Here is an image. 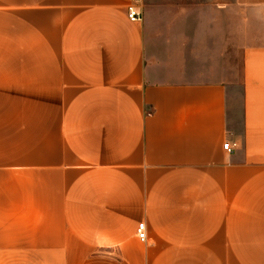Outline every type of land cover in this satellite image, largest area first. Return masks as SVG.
<instances>
[{"label": "crops", "instance_id": "obj_1", "mask_svg": "<svg viewBox=\"0 0 264 264\" xmlns=\"http://www.w3.org/2000/svg\"><path fill=\"white\" fill-rule=\"evenodd\" d=\"M128 2L0 0V264H264V0Z\"/></svg>", "mask_w": 264, "mask_h": 264}, {"label": "built area", "instance_id": "obj_2", "mask_svg": "<svg viewBox=\"0 0 264 264\" xmlns=\"http://www.w3.org/2000/svg\"><path fill=\"white\" fill-rule=\"evenodd\" d=\"M139 2L140 0H129V2L126 4L125 9H126V14L127 18L131 22H137L140 21L141 16H142V10L139 9ZM223 148L227 153H230L232 151V146L228 142L223 143ZM144 223L141 222L137 225L135 233L137 234V237L141 240L144 241L146 238V233H144Z\"/></svg>", "mask_w": 264, "mask_h": 264}, {"label": "rangeland", "instance_id": "obj_3", "mask_svg": "<svg viewBox=\"0 0 264 264\" xmlns=\"http://www.w3.org/2000/svg\"><path fill=\"white\" fill-rule=\"evenodd\" d=\"M142 17H143V12H142V16H141V19H142Z\"/></svg>", "mask_w": 264, "mask_h": 264}]
</instances>
